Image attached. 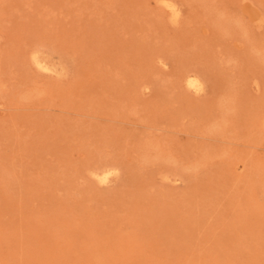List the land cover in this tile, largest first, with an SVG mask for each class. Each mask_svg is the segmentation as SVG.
Here are the masks:
<instances>
[{
	"label": "rangeland",
	"instance_id": "374dc122",
	"mask_svg": "<svg viewBox=\"0 0 264 264\" xmlns=\"http://www.w3.org/2000/svg\"><path fill=\"white\" fill-rule=\"evenodd\" d=\"M0 264H264V0H0Z\"/></svg>",
	"mask_w": 264,
	"mask_h": 264
},
{
	"label": "bare ground",
	"instance_id": "6f19581e",
	"mask_svg": "<svg viewBox=\"0 0 264 264\" xmlns=\"http://www.w3.org/2000/svg\"><path fill=\"white\" fill-rule=\"evenodd\" d=\"M171 1V0H169ZM167 2V1H166ZM164 3V2H163ZM171 3V2H170ZM173 4V3H172ZM165 5V4H163ZM168 6H171L173 7L171 4L168 3ZM167 6V7H168ZM177 6H175L176 8ZM174 10V9H173ZM178 10V9H177ZM181 10V9H180ZM179 11V10H178ZM175 12V11H174ZM179 13V12H178ZM181 13V12H180ZM174 16V15H173ZM176 16H178L176 14ZM175 18V17H174ZM173 19V18H172ZM174 20V19H173ZM35 62L38 64V66L42 69H45V70H51L52 67L51 65L49 66L48 64H46L42 59H40L39 57L35 56ZM198 74V73H197ZM199 76V75H198ZM203 79V78H202ZM187 84L193 88L194 90L196 91H200L202 90V83L200 81V79L196 76V75H193V74H189L187 76ZM107 165H105V167H103L102 169L99 168L100 170L99 171H95L96 173H94V175H96L99 179L100 182H108L111 180V178L116 174V168L115 166L114 167H106ZM118 173V171H117Z\"/></svg>",
	"mask_w": 264,
	"mask_h": 264
}]
</instances>
